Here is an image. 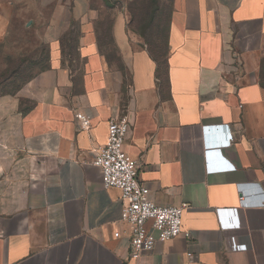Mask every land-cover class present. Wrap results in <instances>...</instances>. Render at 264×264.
Wrapping results in <instances>:
<instances>
[{"label":"crops","instance_id":"0c3cea01","mask_svg":"<svg viewBox=\"0 0 264 264\" xmlns=\"http://www.w3.org/2000/svg\"><path fill=\"white\" fill-rule=\"evenodd\" d=\"M18 6L0 0L1 39ZM113 42L118 60L96 23L83 24L79 97L57 66L0 95V264H264V0H173L162 64L123 17ZM78 111L91 116L89 130ZM123 116L150 197L189 206L191 237L158 241L139 258L114 235L121 191L104 186L93 162L109 120Z\"/></svg>","mask_w":264,"mask_h":264},{"label":"rangeland","instance_id":"374dc122","mask_svg":"<svg viewBox=\"0 0 264 264\" xmlns=\"http://www.w3.org/2000/svg\"><path fill=\"white\" fill-rule=\"evenodd\" d=\"M173 0H19L18 12L0 38V95L15 94L37 73L54 66L69 72L74 93L83 94L82 26L89 20L110 56L118 60L113 28L123 17L128 35L160 64L168 53ZM124 85L122 109L132 94Z\"/></svg>","mask_w":264,"mask_h":264},{"label":"built area","instance_id":"2783aa9c","mask_svg":"<svg viewBox=\"0 0 264 264\" xmlns=\"http://www.w3.org/2000/svg\"><path fill=\"white\" fill-rule=\"evenodd\" d=\"M77 117L82 129L91 128L89 114L78 111ZM130 130L131 123L127 116L111 118L107 142L96 151L93 162L101 168L104 186L116 187L121 191V228L114 235L127 237L131 256L139 258L151 252L158 241H170L181 234L191 237V232L185 231L182 226L188 204H159L150 197V188L140 179L141 161L132 157L126 149ZM233 137L234 134L230 133L224 144H231ZM244 247L230 245L231 249Z\"/></svg>","mask_w":264,"mask_h":264},{"label":"trees","instance_id":"16d2710c","mask_svg":"<svg viewBox=\"0 0 264 264\" xmlns=\"http://www.w3.org/2000/svg\"><path fill=\"white\" fill-rule=\"evenodd\" d=\"M261 79H262V82L264 83V57L262 61Z\"/></svg>","mask_w":264,"mask_h":264},{"label":"water","instance_id":"95a60500","mask_svg":"<svg viewBox=\"0 0 264 264\" xmlns=\"http://www.w3.org/2000/svg\"><path fill=\"white\" fill-rule=\"evenodd\" d=\"M190 131H192L193 133L197 134L199 129L197 127H193V128L190 129Z\"/></svg>","mask_w":264,"mask_h":264}]
</instances>
